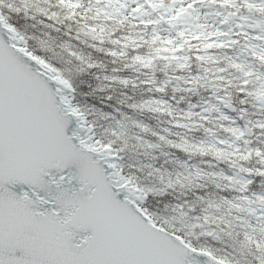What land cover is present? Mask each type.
<instances>
[{
    "label": "snow or ice",
    "instance_id": "snow-or-ice-1",
    "mask_svg": "<svg viewBox=\"0 0 264 264\" xmlns=\"http://www.w3.org/2000/svg\"><path fill=\"white\" fill-rule=\"evenodd\" d=\"M57 2L71 9L83 4V0ZM101 2H117L124 8L128 3L135 4L132 11L141 17L145 6L152 10L164 8L171 15L161 13L154 23L166 22L176 28L186 14H191L198 0H171L167 7L165 0H96L97 4ZM219 2L237 8V12L223 16L221 24H230L237 16L238 3L250 12L260 13L254 23H248V16H240L235 26L246 39L264 41V0ZM4 3L0 0V5ZM176 4L181 7L174 10ZM247 29H258V35L249 37ZM177 36L184 38L178 50L190 40L200 39L199 33L187 37L180 30ZM159 39L158 34L153 37ZM206 39L205 50L239 43L219 28ZM174 42L170 38L166 43ZM244 49L264 65V43H248ZM196 58L215 59L199 54ZM228 66L241 74L246 94L264 104V72H253L251 65L235 59ZM249 84L254 85L252 90L248 89ZM75 92L71 80L47 58L30 49L25 37L0 12V264H202L200 257L206 258V264H231L191 238L197 229L203 230L201 235H214L205 229L210 216L207 210L202 224L199 216L194 223L185 222L194 208L184 211L180 205L174 209L176 215L158 219L146 207L152 189L145 190L123 174L118 151L112 142L95 137V124L89 123L81 106L73 103ZM217 99L231 107L224 97ZM260 126L264 127V123ZM227 130L238 137L244 135L239 128ZM176 146L187 150L183 144ZM256 154L261 155V150L257 149ZM216 155L224 154L217 150ZM237 183L243 192L251 181L241 178ZM16 184L28 185L30 191L19 194L10 187ZM252 195L256 208L249 211L256 215L258 223L264 224V193ZM245 200L249 205L253 203L247 197ZM227 203L238 207L231 201ZM167 224L174 226L172 231L166 230ZM245 227L250 234L245 235L242 244L247 247L254 242L260 264H264V227L255 240L257 229L248 222Z\"/></svg>",
    "mask_w": 264,
    "mask_h": 264
},
{
    "label": "trees",
    "instance_id": "trees-1",
    "mask_svg": "<svg viewBox=\"0 0 264 264\" xmlns=\"http://www.w3.org/2000/svg\"><path fill=\"white\" fill-rule=\"evenodd\" d=\"M20 1L27 10L11 14L10 22L27 38L30 49L47 58L71 80L76 88L75 104L83 111L86 108L92 112L99 108L101 113L127 111L130 118L121 119L127 122L131 132L125 131L115 138L103 136L102 139L121 149L124 172L139 186L152 189L146 207L168 217L176 215V205L184 204V208H189L191 203L198 207L191 212L192 218L201 217L199 222L202 224H205L203 216L207 210L210 216L205 229L213 231L214 235L203 239L200 234L198 238H191L197 245L229 258L231 254L223 251L222 246L230 247L237 242L235 232L245 226L248 216L254 215L249 211L256 206L252 194L264 193V175L260 174L264 173V138L258 135L257 124L264 121V104L242 89L241 74L228 66L230 59L224 49L205 50L203 44L208 41L200 38L195 40L193 52L185 47L178 53L185 56H174L160 39L153 40L157 33L155 26L161 23L143 28V34L137 28L134 36L122 42L124 50L117 51L115 47L110 50L112 39L105 37L108 34H103L102 41L94 40L92 20L78 14L76 9L62 6L57 0ZM170 3L171 0H165V7ZM100 5L104 9L103 4ZM113 10L117 12L119 8ZM156 11L167 13L164 8ZM73 12L74 16L71 15ZM182 19L184 24L186 18ZM197 54L211 55L215 59L198 60ZM137 56L143 59L137 60ZM89 64L93 67H88ZM214 66L223 68L225 75L220 78L211 75ZM195 77L199 79L194 80ZM229 79L231 84L227 83ZM253 88L254 85H248L249 90ZM217 97H224L234 104L237 113L226 111ZM170 108L181 114L191 112L188 123L171 118ZM248 125L254 126L252 138L246 137L245 133L238 137L227 130H243ZM144 130L150 133L148 139L151 138V142L145 141L147 136L143 142L138 139L135 132L143 133ZM180 144L187 150L176 146ZM257 149L261 150V155L256 154ZM217 150L224 155L217 156ZM190 169L203 176L195 178L193 188L179 193L177 200L164 182L178 180ZM216 174L215 183L211 176ZM241 178L251 181L243 192L237 183ZM247 196L254 197L251 205L241 200ZM202 197L213 199L220 209L224 198H236L238 207L233 210L236 219L216 207L207 209L199 202L204 199Z\"/></svg>",
    "mask_w": 264,
    "mask_h": 264
},
{
    "label": "rangeland",
    "instance_id": "rangeland-1",
    "mask_svg": "<svg viewBox=\"0 0 264 264\" xmlns=\"http://www.w3.org/2000/svg\"><path fill=\"white\" fill-rule=\"evenodd\" d=\"M100 4H103L104 11L102 12H97V8H102ZM11 5V8L9 7ZM187 7V4L184 5ZM239 7V12L237 13V16L233 18L232 22L230 24H221L220 21L223 19V16L228 15L230 12H237L236 7H232L231 5L229 6H222L219 0H216V2H213V0H205L202 4L196 3L194 5V10H190L191 14L190 15H185V23L182 24L180 23L176 28H173L171 25H169L166 22H161L162 25L160 26H155V31L157 32L155 35H159L160 40L162 41L163 44H165L166 50L168 52H171V54H174V56H185V54H178L180 51L188 47L191 52H193V48L195 47V39H192L189 41V43L184 44V47L182 49L178 50V45L181 43V41L184 39L182 37L177 36V30L184 31L185 35L187 37H195L197 33L200 34V38L206 39L207 37L210 36L211 33H214L216 29H221L225 32H229L230 36L232 39L239 40V43L232 45L231 47L225 46L222 47L224 49V52L227 54L228 58L235 59L237 62H242L246 63L248 65H251V70L253 72H264V65L260 64L252 55H250L249 51L244 49V46L248 43H264V41H256L254 39H246L244 34L240 33V29L236 27V23L239 22V17L240 16H248L249 21L248 23H254L256 19L260 18V13L258 12H250L246 7L240 6L239 3L237 5ZM137 7V5L128 3L127 7L124 8L121 6L120 3L113 2V3H104L101 2L99 4L96 3V1H83V4L81 7L77 8L76 11L78 14L81 16H86L90 20H92V25L93 28L91 29V34L92 38L97 41H102V36L104 33H107L108 35H105L110 37L112 41L110 42V48L108 49L113 50L111 48H114V50L119 51L120 48L124 50L123 48V41L125 38H131V35H135V30L139 33L143 34V28H147L149 25L152 24H157L154 23V21L159 17L161 13H158L156 10H152L150 8H146L145 6L144 15L141 17L138 13H134L132 11L133 8ZM181 7L180 4H176L174 7L175 9H178ZM114 8H119L117 12H115L113 9ZM16 9H19L17 12ZM0 10L3 12L5 17L10 21L11 14H17L21 12L22 10H27V8L24 7L23 3H21L20 0H5V3L3 5H0ZM165 15H171L169 13H164ZM144 21H153L152 23L145 24ZM159 23V24H161ZM242 23V22H241ZM190 25V27H189ZM133 30V31H132ZM249 37H254L258 35V29H247ZM129 34V35H127ZM104 37V36H103ZM174 39L173 44H167L168 39ZM215 39L214 37H212ZM27 41V45L29 47V41L25 37ZM227 39V38H223ZM115 41V43H113ZM108 46V44H107ZM177 54V55H176ZM80 59V58H78ZM56 67V66H55ZM57 68V67H56ZM59 69V68H58ZM218 69H223L219 66H214L213 70L211 71V75L220 78L222 75H225V70L223 71H218ZM61 70V69H60ZM62 72V71H61ZM63 73V72H62ZM241 78V76H240ZM228 81V80H227ZM86 108L84 109L85 114L87 115L89 123H94L95 128L94 132L97 137V139L102 140L103 136H108L109 138H115L117 136H120L123 134L125 131L131 132L129 127H127V122H124L122 117L125 119H129L130 116H128L127 111L123 110H117L114 111L112 110L111 113H101L99 111V108L92 109ZM170 116L173 118L175 121L179 122H187L188 123V116L187 113L181 114L178 113L176 110L173 108L169 109ZM134 117V116H133ZM143 122V119L139 122ZM264 123V121H260L258 126H259V132L258 135L261 137V139L264 138V127H261L260 125ZM145 124V122H144ZM183 124V123H180ZM250 126V125H249ZM251 127L254 130V126L251 125ZM152 129V128H151ZM153 130V129H152ZM113 131H115V135L113 134ZM154 131V130H153ZM244 132V128H243ZM137 134L138 139L143 142L144 136H147L145 138L146 142H151L152 139L149 138L150 136L149 132H146V130L141 132H135ZM104 142V141H103ZM118 151V154L120 156V165H122V159H123V153L121 149L115 148ZM171 158H169V161ZM122 167V166H121ZM123 169V168H122ZM175 172V170H173ZM203 175L197 172L194 169L188 170V173H186L184 176H181L178 180L176 179H171L170 182H164V184L167 186V188L170 190L172 193V196L175 197V199L179 200L180 196L179 193H183L187 191L188 189L193 188V182L195 178L199 179ZM218 178L217 174L211 176V179H214V182L216 183V179ZM192 182V183H190ZM192 186V188H190ZM145 190L148 188L143 186ZM176 191L178 194H176ZM198 197V195H197ZM204 199H201L199 202H201L207 209L213 208L210 207V204H218L215 203L213 199H210L209 197H202ZM245 200V197H243ZM249 200H253L254 197L247 196ZM228 201H231L235 204H237V199L236 198H229L226 199L224 198L222 200L223 206L218 208L219 211H221L224 214H227L229 216L234 217L233 219H236L237 214L235 213L237 207H231ZM246 203V202H245ZM183 205L184 211H189L191 206L196 210L198 207L196 205H193L190 203V207L184 208L186 205ZM249 205V204H248ZM179 205H176L174 209H178ZM253 208L255 209L256 206ZM252 208V209H253ZM201 210H204L202 208ZM152 211V210H151ZM153 213L157 214L158 219L164 218L166 215L163 213H160L158 211H152ZM174 212V211H173ZM191 212L189 211V215L185 217V222L186 223H194L196 222L194 218L191 216ZM175 213V212H174ZM253 214L252 212H250ZM162 216V217H161ZM173 215L171 214L168 217H172ZM239 216V215H238ZM250 223L252 226H254L257 229V235L253 237V240L257 239L260 237L259 234V229L261 227H264V224L258 223L256 215H251L247 217V221ZM165 227L169 230H173V225L172 224H167ZM199 229L196 230V235L197 237L200 236ZM236 236V243H232L228 247L227 245H223L221 248L225 252H229L231 256L228 259L231 264H260V260L258 259L259 252L256 249L255 243L251 246L245 247L242 244V241L244 240V237L246 234L249 233V229H247L245 226L240 229V231L235 232ZM208 235H202L203 239L207 238ZM235 250V251H234ZM217 255V254H216ZM219 256V255H217ZM223 257V256H222Z\"/></svg>",
    "mask_w": 264,
    "mask_h": 264
},
{
    "label": "water",
    "instance_id": "water-1",
    "mask_svg": "<svg viewBox=\"0 0 264 264\" xmlns=\"http://www.w3.org/2000/svg\"><path fill=\"white\" fill-rule=\"evenodd\" d=\"M0 12H2L1 10H0ZM2 14H3V12H2ZM4 15V14H3ZM5 16V15H4ZM8 20V19H7ZM9 21V20H8ZM10 22V21H9ZM11 23V22H10ZM74 94L75 93H73V96H74ZM73 103L75 104V102H74V100H73ZM230 103V102H229ZM220 104L224 107V109L226 110V111H228V112H230V113H232V114H236L237 113V107L234 105V104H232V103H230V105H231V107H228V106H226L224 103H222L221 101H220ZM234 109V110H233ZM249 129L251 130V131H249ZM93 132H94V129H93ZM244 133H245V136L246 137H248V138H252V137H254V135H255V132H254V130H253V128L251 127V126H246L245 128H244ZM94 134H95V132H94ZM95 137H96V135H95ZM97 138V137H96ZM120 157V156H119ZM118 163H119V165H120V158H119V160H118ZM121 166V165H120ZM123 174L125 175V176H127V177H129L131 180H132V182L134 183V184H137V185H139L134 179H132L130 176H128L125 172H124V170H123ZM11 188H12V190L13 191H15V192H17V193H19V194H22L23 193V191H25V190H29L30 191V187L28 186V185H23V184H16V185H12V186H10ZM141 187V186H140ZM166 230H168V231H171V230H169V229H167L166 228ZM200 260L202 261V264H206V258L205 257H200Z\"/></svg>",
    "mask_w": 264,
    "mask_h": 264
},
{
    "label": "flooded vegetation",
    "instance_id": "flooded-vegetation-1",
    "mask_svg": "<svg viewBox=\"0 0 264 264\" xmlns=\"http://www.w3.org/2000/svg\"><path fill=\"white\" fill-rule=\"evenodd\" d=\"M205 0H198V4H202Z\"/></svg>",
    "mask_w": 264,
    "mask_h": 264
}]
</instances>
